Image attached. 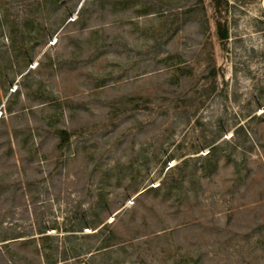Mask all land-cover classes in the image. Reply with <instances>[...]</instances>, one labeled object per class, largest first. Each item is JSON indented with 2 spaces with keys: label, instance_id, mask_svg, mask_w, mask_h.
<instances>
[{
  "label": "rangeland",
  "instance_id": "obj_1",
  "mask_svg": "<svg viewBox=\"0 0 264 264\" xmlns=\"http://www.w3.org/2000/svg\"><path fill=\"white\" fill-rule=\"evenodd\" d=\"M0 264H264V0H0Z\"/></svg>",
  "mask_w": 264,
  "mask_h": 264
}]
</instances>
